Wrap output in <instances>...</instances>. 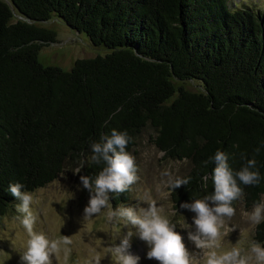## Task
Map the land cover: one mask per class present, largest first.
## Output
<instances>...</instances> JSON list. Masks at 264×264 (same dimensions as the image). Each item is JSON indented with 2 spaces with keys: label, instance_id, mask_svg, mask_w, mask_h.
Returning a JSON list of instances; mask_svg holds the SVG:
<instances>
[{
  "label": "trees",
  "instance_id": "16d2710c",
  "mask_svg": "<svg viewBox=\"0 0 264 264\" xmlns=\"http://www.w3.org/2000/svg\"><path fill=\"white\" fill-rule=\"evenodd\" d=\"M50 17L109 52L67 70L42 65L37 52L55 32L37 23ZM145 126L164 157L190 165L179 176L191 177L186 186H167L175 209L214 191L215 165L205 162L218 149L234 171L256 160L261 180L240 185L243 208L264 199V10L227 0H0V216L15 199L9 184L32 191L66 166L94 179L104 164L92 162L91 144L126 131L130 153ZM110 195L125 203L129 190ZM252 240L264 246V221Z\"/></svg>",
  "mask_w": 264,
  "mask_h": 264
},
{
  "label": "rangeland",
  "instance_id": "374dc122",
  "mask_svg": "<svg viewBox=\"0 0 264 264\" xmlns=\"http://www.w3.org/2000/svg\"><path fill=\"white\" fill-rule=\"evenodd\" d=\"M227 4L231 8L264 10V0H227ZM37 25L55 32V41L43 45L37 52V59L42 65L67 70L75 59L102 56L109 52L103 46L91 45L84 33L70 29L56 17L38 22ZM185 86L196 88L190 82L185 83ZM152 136V129L145 126L134 139L135 144L130 153L135 157L139 179L130 187L128 200L115 205L110 203L108 209L93 216L90 221H83V210L88 204L89 192L80 182L81 172L76 174L77 167H63L53 180L29 191L34 194L35 202L32 207L37 215L34 230L45 233L51 240L67 236L72 241L67 246L71 249L67 258L62 250L52 257L53 264H96L97 260L100 264H116L115 256L109 251L110 247L120 243V236L129 230L135 233L136 229L126 227L122 221H109L107 213L121 205L147 207L152 201L163 208V214L176 226L175 231L184 238L188 251L193 254L201 252L187 238L189 226L194 231L192 222L195 213L180 206L175 209L167 189L169 182L183 175L190 165L186 160L164 157L152 144ZM19 203L15 198L0 216V264H21L20 255L26 248L27 233L15 219L18 215L15 206ZM253 207L245 209L241 201L237 200L234 204L235 215L226 219L222 229L220 246L204 251L222 254L236 246L241 249L242 254L250 255L248 249L253 242L254 224L244 213L251 212ZM131 243V252L141 258L140 264H157L155 260L146 258L147 246L138 235H133ZM205 259H201L199 264H205Z\"/></svg>",
  "mask_w": 264,
  "mask_h": 264
},
{
  "label": "clouds",
  "instance_id": "9594fccd",
  "mask_svg": "<svg viewBox=\"0 0 264 264\" xmlns=\"http://www.w3.org/2000/svg\"><path fill=\"white\" fill-rule=\"evenodd\" d=\"M128 133L115 129L110 135H102L99 142L91 144V160L96 164H104L102 170L93 179L90 176H80V182L89 192V201L83 210V221H90L103 210L110 207L112 193H123L138 181L135 157L126 151L130 141ZM259 153V148L256 149ZM243 158V154H242ZM214 163L211 173L214 191L203 199L193 200L192 203H183L181 208L193 213V225L187 230V238L201 252L190 253L183 242V237L175 231V225L164 215L162 207L155 201L147 207H126L121 205L115 210H110L109 221L123 222L125 226L135 228L136 232L129 230L122 237L120 243L114 244L109 251L115 256L116 264H140V257L131 252L132 237L138 235L139 239L147 246L146 258L155 260L157 264H199L205 259V264H264V246L253 241L248 249L250 255L242 254L239 247H232L230 251L218 254L216 251H204L219 247L223 235L222 229L226 219L235 215L233 202L243 199L244 186L258 185L261 176L256 169V160L249 159L239 171H234L228 163V155L217 150L207 163ZM80 172L77 169L76 174ZM208 175L202 177L207 183ZM191 177L176 178L170 181V186L177 189L186 186ZM25 186L19 182L11 183L8 191L20 201L15 206L18 215L15 217L27 233L26 248L20 255L21 264H53L52 257L62 250L67 258L71 249L67 247L72 243L71 238L62 236L60 239L51 240L43 232L34 230L37 215L33 210L34 194L24 190ZM248 220L259 225L264 221V199L255 204L251 212H245ZM202 253V254H201ZM96 264H100L97 260Z\"/></svg>",
  "mask_w": 264,
  "mask_h": 264
}]
</instances>
